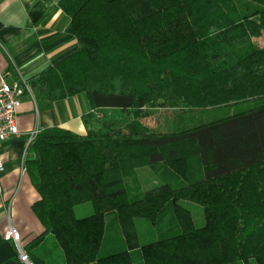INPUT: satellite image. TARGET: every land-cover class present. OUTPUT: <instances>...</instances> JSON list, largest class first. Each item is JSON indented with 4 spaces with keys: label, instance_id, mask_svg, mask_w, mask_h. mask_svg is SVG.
Wrapping results in <instances>:
<instances>
[{
    "label": "trees",
    "instance_id": "1",
    "mask_svg": "<svg viewBox=\"0 0 264 264\" xmlns=\"http://www.w3.org/2000/svg\"><path fill=\"white\" fill-rule=\"evenodd\" d=\"M58 5L77 48L37 81L49 100L83 95L89 111L85 134L45 127L28 146L44 232L27 253L50 234L63 264H264V0ZM160 107L190 115L166 130L140 120ZM108 109L129 114L118 125L98 116ZM143 166L164 183L142 191ZM179 200L202 206L203 226ZM85 202L93 212L77 217Z\"/></svg>",
    "mask_w": 264,
    "mask_h": 264
},
{
    "label": "crops",
    "instance_id": "2",
    "mask_svg": "<svg viewBox=\"0 0 264 264\" xmlns=\"http://www.w3.org/2000/svg\"><path fill=\"white\" fill-rule=\"evenodd\" d=\"M59 0H0V70L5 81L11 83L17 74L28 81L31 94L20 97L16 112L18 133L0 141V157L4 163L0 189V236L9 223L20 232L23 248L44 232V227L32 211L39 194L33 187L23 165L33 156L28 150L29 132L38 127H61L77 134H85L82 116L89 111L83 95L77 94L60 100L45 98V89L37 79L41 72L74 52L76 38L67 31L68 16L58 5ZM39 12L37 22L30 17L32 10ZM262 36L256 41L264 45ZM106 111L98 113L103 115ZM93 211H88L85 216ZM84 217V216H82ZM113 218V216H112ZM29 255L44 259L46 264H63L59 250L50 234L30 247ZM0 264H21L15 244L0 242Z\"/></svg>",
    "mask_w": 264,
    "mask_h": 264
},
{
    "label": "rangeland",
    "instance_id": "3",
    "mask_svg": "<svg viewBox=\"0 0 264 264\" xmlns=\"http://www.w3.org/2000/svg\"><path fill=\"white\" fill-rule=\"evenodd\" d=\"M263 39H258V41H262ZM261 43V42H259ZM261 45V44H260ZM106 114H108V122L121 125L123 123L124 118L129 114L126 112H121L118 109H108L106 110ZM131 114V113H130ZM143 116L140 117V120L144 122L146 125L150 127H157L161 129H172L174 125L177 124L179 119H188L190 113L185 109L181 108H144ZM135 176L137 177L140 185V189L142 191L149 190L156 186H159L164 183V180L153 170H151L148 166L139 167L135 170ZM130 183V179H128ZM178 203L184 208L188 209L191 212L194 225L196 227H201L204 225V217H203V209L202 206L188 201V200H179ZM92 210V205L90 202H85L79 204L75 207V215L77 217L85 216L86 212ZM106 224L108 227V231L111 235L117 236L118 225L117 221L112 220V215H108L106 217ZM147 224L144 221L138 222V231L141 233H145L147 229ZM120 235V234H119ZM247 264H256L254 260H249Z\"/></svg>",
    "mask_w": 264,
    "mask_h": 264
},
{
    "label": "built area",
    "instance_id": "4",
    "mask_svg": "<svg viewBox=\"0 0 264 264\" xmlns=\"http://www.w3.org/2000/svg\"><path fill=\"white\" fill-rule=\"evenodd\" d=\"M5 73L0 70V141L18 133L16 112L20 105V97L27 93L31 94V88L27 80L20 74L11 83L4 79ZM39 128H33L28 135V144L36 137ZM25 157L23 155L22 161ZM4 171V163L0 157V189L1 174ZM3 239L12 241L16 246L17 259L21 264H34L27 251L23 248L19 230L11 223L8 224Z\"/></svg>",
    "mask_w": 264,
    "mask_h": 264
}]
</instances>
